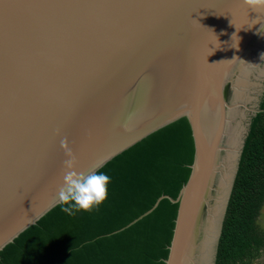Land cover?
Wrapping results in <instances>:
<instances>
[{"label":"water","instance_id":"95a60500","mask_svg":"<svg viewBox=\"0 0 264 264\" xmlns=\"http://www.w3.org/2000/svg\"><path fill=\"white\" fill-rule=\"evenodd\" d=\"M262 53L264 0H0V251L61 202L69 153L93 173L186 118L189 176L152 208L178 204L164 264H214Z\"/></svg>","mask_w":264,"mask_h":264},{"label":"trees","instance_id":"16d2710c","mask_svg":"<svg viewBox=\"0 0 264 264\" xmlns=\"http://www.w3.org/2000/svg\"><path fill=\"white\" fill-rule=\"evenodd\" d=\"M186 118L149 134L96 171L106 200L68 215L61 201L0 251V264H164L193 159ZM264 95L252 118L227 204L214 264H251L264 249ZM152 208V209H151ZM151 211L132 223L143 213Z\"/></svg>","mask_w":264,"mask_h":264},{"label":"clouds","instance_id":"9594fccd","mask_svg":"<svg viewBox=\"0 0 264 264\" xmlns=\"http://www.w3.org/2000/svg\"><path fill=\"white\" fill-rule=\"evenodd\" d=\"M264 58V53L261 54ZM110 177L103 172L85 174L75 169V161L69 153L58 198L63 202L61 211L75 215L79 211L98 208L108 196Z\"/></svg>","mask_w":264,"mask_h":264},{"label":"rangeland","instance_id":"374dc122","mask_svg":"<svg viewBox=\"0 0 264 264\" xmlns=\"http://www.w3.org/2000/svg\"><path fill=\"white\" fill-rule=\"evenodd\" d=\"M262 63V65H264V61ZM258 223L264 230V206L263 208H261ZM251 264H264V249L262 250L261 255L257 259H255Z\"/></svg>","mask_w":264,"mask_h":264}]
</instances>
